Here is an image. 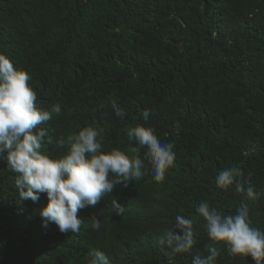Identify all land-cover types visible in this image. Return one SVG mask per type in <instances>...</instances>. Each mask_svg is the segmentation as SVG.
<instances>
[{"label":"trees","instance_id":"1","mask_svg":"<svg viewBox=\"0 0 264 264\" xmlns=\"http://www.w3.org/2000/svg\"><path fill=\"white\" fill-rule=\"evenodd\" d=\"M0 54L31 76L40 108L60 105L61 115L42 125L53 158L66 149L48 137L67 139L85 126L105 129L104 151L126 155L136 147L126 129L152 127L177 157L162 184L145 162L143 180L81 210L79 234L64 235L42 226L46 194L37 203L19 199L16 174L0 156V264H91L93 249L111 264H194L212 243L197 212L202 202L225 215L246 204L252 226L264 230V0H0ZM232 167L258 199L216 187ZM177 215L193 220L197 244L170 258L158 241ZM216 246L217 264H254Z\"/></svg>","mask_w":264,"mask_h":264},{"label":"clouds","instance_id":"2","mask_svg":"<svg viewBox=\"0 0 264 264\" xmlns=\"http://www.w3.org/2000/svg\"><path fill=\"white\" fill-rule=\"evenodd\" d=\"M177 11L182 14L184 9H174L175 17ZM174 46L182 49V43ZM30 81L26 71L17 70L7 56L0 54V156L6 154L7 167L16 174L20 200L37 203L40 195L46 194L48 203L39 213L45 229L55 224L61 234H79L84 226L79 212L99 205L117 185L127 187L128 181L143 180L145 162L151 165L150 174L157 184H162L168 171L176 166L174 144L158 137L154 128L144 126L126 129L129 140L136 144L131 149L132 155L118 148L104 151L105 129L85 126L67 139L48 137L49 145L66 149L64 154L53 158L44 150L47 133L42 125L52 120L53 113L61 115V107L57 104L51 111L40 108ZM111 108L118 118L126 115L115 101L111 102ZM151 115L150 110H145L144 120L148 121ZM244 177L239 167L223 170L216 177V187L228 191L235 185L237 192L258 199L254 188L245 186ZM112 211L121 216L125 207L112 200ZM197 212L212 243L205 248L207 255L195 256L194 264H217L221 253L216 245H225L231 257L251 258L254 264H264V230L252 226L246 204L235 214L225 215L202 202ZM91 221L90 227L99 231L100 219L93 215ZM194 236L193 220L177 215L174 228L166 231L158 244L162 251L165 246L170 250L164 254L171 258L191 253L197 244ZM89 256L91 264H111L102 251L93 249Z\"/></svg>","mask_w":264,"mask_h":264},{"label":"water","instance_id":"3","mask_svg":"<svg viewBox=\"0 0 264 264\" xmlns=\"http://www.w3.org/2000/svg\"><path fill=\"white\" fill-rule=\"evenodd\" d=\"M181 12H182V11H177V12H176V17H179L180 14H181ZM179 46H180V45H179Z\"/></svg>","mask_w":264,"mask_h":264}]
</instances>
